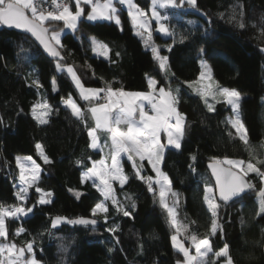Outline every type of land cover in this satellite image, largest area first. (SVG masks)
<instances>
[{
    "label": "trees",
    "instance_id": "16d2710c",
    "mask_svg": "<svg viewBox=\"0 0 264 264\" xmlns=\"http://www.w3.org/2000/svg\"><path fill=\"white\" fill-rule=\"evenodd\" d=\"M135 1L141 7L148 5V0ZM194 8L200 13L175 10L170 16L167 22L172 38L163 40L154 35L158 42L171 43L169 50L162 51L169 58L167 78L134 34L122 8L119 24L92 22L82 16L75 30L79 50L57 46L60 56L56 60L46 57L27 36L0 26V204H19L13 186L17 182L14 158L18 154L38 164L41 171L37 186L53 194L51 203L41 205L35 186L28 189L24 206L35 207L25 218H5L7 243L20 248L33 242L34 255L41 264H181L184 255L171 239L177 233L188 247L193 236L209 240L212 255L206 264H222L224 259L213 254L225 245L234 264H264V213L259 212L258 196L264 185L260 176L249 173L246 179L253 185L250 192L229 205L216 201V217L204 199L205 188L213 189L206 170L210 162L238 159L264 172V163H257L264 160V0H195ZM86 10L84 7V14ZM45 26L49 33L64 27L60 21H47ZM92 40L107 46L108 58L94 54ZM200 52L211 68L216 88L212 90L229 88L242 95L239 110L249 144L229 123L226 102L212 104L211 97L205 100L189 86L201 70ZM68 67L81 81L99 83L100 89L110 86L125 92H148L149 78L158 81L156 89H179L176 107L185 117V134L179 150L166 148L161 171L169 177L173 192L181 197L176 218L186 228L179 232L173 228L158 194L149 191L145 179L153 176L149 167L139 163L143 165V178H137L127 160L122 167L128 182L123 188L116 185L113 189L131 216L118 212L111 201H104L107 213L92 215L91 209L103 198L91 181L82 182V174L100 154L89 147L87 132L91 125L86 117L77 119L63 101L71 96L85 111L100 101L81 99L65 71ZM42 102L51 107L44 125L33 119L32 112L33 105ZM37 143L51 163L44 162ZM250 148L255 149V159L250 156ZM78 160L82 162L79 165ZM75 192L80 193L79 198ZM133 202L135 209L131 207ZM56 216L91 219L97 225L63 222L53 228ZM213 219L219 226L215 234L210 231ZM117 225L114 232L107 230ZM20 228L24 231L16 235Z\"/></svg>",
    "mask_w": 264,
    "mask_h": 264
},
{
    "label": "snow or ice",
    "instance_id": "6c2138e0",
    "mask_svg": "<svg viewBox=\"0 0 264 264\" xmlns=\"http://www.w3.org/2000/svg\"><path fill=\"white\" fill-rule=\"evenodd\" d=\"M44 0H0V25L8 27H14L22 29L31 33L33 37L43 46L46 52L53 57L60 56V53L53 45L61 43L60 31H52L49 36V28L45 26L46 21H62L64 27L72 29L73 31L78 28V21L84 13V8L81 6L87 4L91 6V11L87 13V19L89 21H95L97 19L115 20L117 24L120 23V18L117 15L118 9L115 6L113 0H105L103 5L99 0H75V10L73 11L69 6V3L58 4L57 0H52V4L56 6L55 11L47 10L42 7ZM120 5H126L128 8V15L132 20L134 28L143 29L144 32H149V35L144 38V43L148 46L151 42V33L148 28V22L145 19V13L142 11L133 0H118ZM153 11L152 17L157 21V31L167 34L168 29L166 26L160 24V20H167L168 17H161L155 10V5L159 4L161 8L171 5L173 7H179L175 3V0H152ZM183 0H181V4ZM189 4H195V0H188ZM29 13L31 15H29ZM235 19V16L232 17ZM240 27H244L243 23H240ZM138 35H142L139 31ZM93 51L99 52L108 58V49L106 45H103L93 40ZM153 59L159 62L160 69L165 73L166 78L169 75L170 69L168 67L169 58L162 56L156 47L151 48ZM264 51V49H261ZM58 70L61 69V65L57 64ZM67 72L71 74L72 79L78 89H80L81 98L85 101L102 99L99 96L103 89L95 88H83L80 80L76 77L72 67L67 68ZM211 70L208 69L209 79ZM201 78L205 76L204 72H201ZM37 87H40L37 81H34ZM158 81L151 79L149 81V92H137L128 93L122 90L112 89L110 86L107 89V102L97 103L92 106L89 111L95 120V128L88 130L87 134L90 139L89 147L96 148L99 146L100 137L97 134V130L104 131L109 135L111 141L109 147V156L111 158V165H106L105 159L99 161H93L92 166L82 174V182L87 179L95 178L99 181L97 185V191L103 197V201L98 202L91 209V213L95 216L98 212L107 213L108 208L104 201H111L112 206L126 217L131 216V212L126 209L125 205L117 199L116 192L113 189L112 182L116 181L120 187L123 188L128 182V176L125 174L123 167L120 163V157L122 154L127 156L128 161L132 162L133 169L136 172L137 178L141 177V171L143 165H138L136 160L143 162L147 160L148 165L151 166L152 171L157 174V179L153 181L152 177H146L149 181V191H154L152 183L154 182L160 189L161 205L167 210L171 226L178 232L181 228L186 226L178 223L174 208L169 207L165 203V196L168 192H171V181L169 177L161 171L160 165L164 160L166 148L172 147L177 150L181 148V140L185 134V117L177 110L179 89L173 90L170 87H159L156 89ZM191 87V84L189 85ZM210 87V86H209ZM219 94L226 98L227 103L232 106L235 113L234 118L230 121L233 128L236 129L240 135V139L249 144L247 130L241 121L239 106H240V94L235 89L221 88ZM202 96L207 95V90L201 93ZM115 97L116 99H113ZM137 101L144 102L148 105L146 109L143 104H138ZM65 105L72 110V114L77 119H83V114L76 103L73 102L71 96L64 101ZM38 109L43 111L37 112ZM119 109V112L113 115V110ZM149 109L151 114H149ZM212 108L209 106V111ZM33 119L38 124L44 125L48 123L47 116L51 112V107L47 102H42L33 105L32 108ZM138 112V119L134 118V114ZM174 121V123H173ZM121 125L127 126V131L120 129ZM163 132L167 136V145L161 143L160 134ZM106 147L108 145H105ZM36 149L44 159L45 163H51L49 158L44 154V150L41 144H36ZM250 156L255 159V149L250 148ZM17 167L20 169L19 180L21 186L18 191L15 192L16 199L20 201V204L7 205L0 204V237L7 239L8 231L6 229L5 218H18L20 216H26L28 213H32L35 205L31 207H25L24 203L28 199V189L35 186V191L40 193V197L37 201L38 204L45 205L51 203L52 193L44 191L37 182L40 178V167L32 160L31 157H24L23 161L20 157L16 158ZM79 165L82 162L76 161ZM224 163L230 167L224 169L218 167L216 164H210L212 174L216 179V188L219 191L220 200L227 203L232 197L239 196L244 193L246 189L252 188L253 185L247 182L244 178L249 173H256L260 176L261 183L264 185V172H261L258 167L249 162L245 164L243 160H225ZM258 164L264 163V160H257ZM235 169L236 171H233ZM195 171V169H193ZM26 173H29L26 175ZM212 189L205 188V202L208 204L209 211L212 216H217V208L219 205L215 200L207 195ZM79 198L80 193H74ZM173 196L177 194L172 192ZM259 212L264 213V187L259 189ZM127 200H131L130 196L125 197ZM132 209H135L136 204H131ZM259 214V213H258ZM65 222L71 224H92L95 225V220H88L85 218H78L75 220H69L67 217L56 216L52 219V227L55 228L58 223ZM107 222V219L106 221ZM116 227L107 229L110 232H114ZM216 219L212 220L210 231L215 234L218 229ZM24 229H17L16 235H20ZM173 246L176 247L185 257L184 264H191L194 259L189 255L188 250L182 243L178 242L177 235L171 237ZM193 245L197 253L201 256V260L198 264H206L203 257H206L209 252L212 251L208 239H202L197 242L196 237H192ZM204 251L201 253V249ZM25 249L29 254L25 256ZM112 251V249H109ZM5 254H7L5 256ZM215 257H226V264H234V260L230 256L229 246L225 245L222 249L215 253ZM0 264H41L36 259L33 252V242H28L25 247L17 248L15 243H0ZM180 264V262H178Z\"/></svg>",
    "mask_w": 264,
    "mask_h": 264
},
{
    "label": "rangeland",
    "instance_id": "374dc122",
    "mask_svg": "<svg viewBox=\"0 0 264 264\" xmlns=\"http://www.w3.org/2000/svg\"><path fill=\"white\" fill-rule=\"evenodd\" d=\"M115 1H117L118 2V0H115ZM133 2L134 3H136L137 4V6L142 10V11H144V13H145V19L147 20V22H148V28H149V31H150V33H151V42H150V44L148 45V46H146L145 45V43H144V38H146L148 35H149V32H144V30L143 29H138V28H134V26H133V23H132V20H131V18L129 17V15H128V8H127V6L126 5H122V6H120V5H115L116 7H117V9H118V12H119V10H121V8L122 9H124V10H126V12H127V16H128V18H129V20H130V23H131V26H132V28H133V32H134V34L136 35V36H138V38L141 40V42L143 43V45H144V48L146 49V50H148V51H150V53L152 54V51H151V48L154 46V47H156L157 49H158V51H159V54L160 55H162V56H166V54H164V53H162V51L163 50H169V48H170V46H171V43L170 42H168V43H166V42H158V41H156L155 39H154V35H158V36H160L161 37V39H163V40H167V39H169V38H172L173 37V33H172V31L170 30V28H169V25H168V19L170 18V16H174V11L175 10H192V11H194V12H196V13H200L196 8H194V5L193 4H189L188 3V0H183V3L181 4V0H175V3L177 4V5H180L179 7H173V6H171V5H168V6H166V7H163V8H161L160 6H159V4H157V5H155V10H156V12L161 16V17H164V16H167L168 17V19L167 20H164V19H161L160 20V24H162V25H164V26H166L167 27V29H168V32H167V34H164V33H161V32H159V31H157V21L152 17V11H153V3H152V0H148V5H147V7H141L135 0H133ZM117 12V15L119 16V18H120V15H119V13ZM112 22H114V23H116L115 22V20H113ZM140 32V33H142V35H138L137 34V32ZM98 42V41H97ZM99 43H101V42H99ZM102 44V43H101ZM94 54H96V55H99L100 53L99 52H94ZM152 56H153V54H152ZM198 62H199V66H200V68H201V70H200V73H199V75H198V78H197V80L196 81H194V82H191L190 84H191V88L196 92V93H198V94H200L201 95V93L202 92H204L205 90H207V95L206 96H202L205 100L207 99V97H211V99L210 100H212L211 101V103L212 104H214L216 101H219V100H223L224 102H226L227 103V100H226V98L225 97H223L222 95H220L219 94V90L221 89V88H219V90L218 91H213L212 90V87H214V89H216L215 88V86H213L214 84H215V82H214V80H213V78H212V72L210 73V76H211V78L209 79V75H208V69H210L211 70V68H210V65H209V63L206 61V59L203 57V55H202V52H200V57H199V59H198ZM157 63H158V65H159V62L157 61ZM168 67H169V65H168ZM163 72V71H162ZM201 72H204L205 73V76L203 77V78H201ZM164 73V72H163ZM165 74V73H164ZM210 86V87H209ZM240 94V93H239ZM100 96V95H99ZM101 97V96H100ZM241 98H242V95L240 94V101H241ZM65 101V100H64ZM64 101H63V105L64 106H66L65 105V103H64ZM99 101L100 102H103V100L102 99H99ZM107 102V100L106 101H104V103H106ZM211 103H210V106H211ZM228 104V103H227ZM228 106H229V108H230V113H229V115H228V121H229V123H230V121L234 118V116H235V113L233 112V109H232V106L230 105V104H228ZM240 107V106H239ZM239 113H240V110H239ZM231 124V123H230ZM232 126V125H231ZM234 130L236 131V129L234 128ZM237 132V131H236ZM237 134L240 136L242 133H238L237 132ZM17 157H20L21 158V160L23 161V158L24 157H29V156H25V155H22V154H18L17 156H15V158H14V161H15V163H16V166H17V162H16V158ZM33 160V159H32ZM225 160H238V159H223L222 160V163L223 164H225L226 166H228V167H230L228 164H226V163H224V161ZM34 161V160H33ZM130 162V161H129ZM36 163V162H35ZM130 163H132V162H130ZM37 164V163H36ZM245 164H247L246 162H245ZM38 165V164H37ZM18 168V167H17ZM29 173H26V175H28ZM19 175H20V169L18 168V173H17V177H16V180H17V187H16V184H14L13 186L14 187H16L15 188V192L16 191H18L19 190V188H20V186H21V182H20V180H19ZM156 180V179H155ZM95 180H92V182H94ZM154 181V180H153ZM94 184V186L96 187V189H97V185L99 184V181L98 182H94L93 183ZM152 187H153V189H154V191H156V193L158 194V197H160V189H159V187L153 182L152 183ZM18 188V189H17ZM208 188H211V187H208ZM212 189V188H211ZM173 192V190H172V188H171V192H168L167 194H166V196H165V203H167L168 202V196H169V194L170 193H172ZM41 195V194H40ZM205 195H206V193H205ZM207 195H209L210 197H212L214 200H215V197H214V194H213V189H212V191L211 192H209V193H207ZM40 197V196H39ZM39 199V198H38ZM103 201V200H102ZM161 201V198H160V200H159V202ZM176 201H178V200H176ZM19 204L21 203L20 201H17ZM215 202H216V200H215ZM105 203V202H104ZM161 203V202H160ZM206 203V202H205ZM106 205V204H105ZM167 205L169 206V207H172V208H174V212H175V207H176V205H171L170 203H167ZM206 205H207V207H208V204L206 203ZM162 206V205H161ZM178 206V205H177ZM163 207V206H162ZM164 208V207H163ZM165 209V208H164ZM166 210V209H165ZM167 211V210H166ZM168 213V212H167ZM29 214L30 213H28L26 216H22V217H27V216H29ZM169 216V215H168ZM170 219V218H169ZM61 223H63V222H60V223H58L57 225H59V224H61ZM177 234V233H176ZM0 243H7L6 241H5V238L4 237H0ZM188 251L191 253V257H193L194 259L191 261L192 263L191 264H197V260H198V256H197V253L195 252V250H194V248L192 247V245L190 244L189 245V247H188ZM7 254H5V256H6Z\"/></svg>",
    "mask_w": 264,
    "mask_h": 264
},
{
    "label": "crops",
    "instance_id": "0c3cea01",
    "mask_svg": "<svg viewBox=\"0 0 264 264\" xmlns=\"http://www.w3.org/2000/svg\"><path fill=\"white\" fill-rule=\"evenodd\" d=\"M99 2H100V4L101 5H103V3L105 2V0H99ZM113 2H114V4L115 5H120L117 1H115V0H113ZM67 3H69V6L71 7V9L74 11L75 10V0H67ZM83 8L85 7L87 10H86V12H85V14L83 13L82 14V16H84L85 17V19L86 20H88L87 19V13L88 12H90L91 11V6L90 5H87V4H83L82 3V5H81ZM120 6H122V5H120ZM82 16H81V18H82ZM80 18V19H81ZM95 21H105V22H111V21H113V20H105V19H97V20H95ZM47 22V21H46ZM60 22H62V21H60ZM92 22H94V21H92ZM63 23V22H62ZM63 25H64V23H63ZM60 32H61V37H60V40H61V43L59 44V45H56L55 44V42H53L56 46H58V47H60V46H62V45H67L71 50H74V51H77V50H79V44H78V40H77V37H76V35H75V31H73L72 29H68V28H65V27H63V29L62 30H60ZM50 35H51V32H50ZM92 42V46H93V40L91 41ZM101 56H104V55H102V54H100ZM65 71L67 72V68L65 69ZM73 72H74V70H73ZM75 73V72H74ZM67 74H68V76L70 77V79H71V81L73 82V84H74V87H75V89H76V91H77V93H78V95L81 97V94H80V89H78L77 87H76V85H75V83H74V81H73V79H72V76H71V74H69L68 72H67ZM76 74V73H75ZM76 77L78 78V76L76 75ZM79 79V78H78ZM152 78H149L148 79V84H149V81L151 80ZM80 80V79H79ZM80 82H81V84H82V86H83V88H85V89H88V88H95V89H100V84L99 83H97V82H84V81H81L80 80ZM159 89V88H158ZM157 89V90H158ZM151 91V90H150ZM125 92V91H124ZM149 92V91H148ZM128 93H137V92H128ZM141 93H144V92H141ZM99 95H100V93H99ZM82 99V98H81ZM113 99H116L115 97H113ZM83 100V99H82ZM96 101V100H95ZM74 102V101H73ZM75 103V102H74ZM100 103H104V102H100ZM137 103L138 104H143V106L147 109L148 108V105L146 104V103H144V102H141V101H137ZM97 103H95V104H93L92 106H95ZM78 106V105H77ZM91 106V107H92ZM79 107V106H78ZM91 107H88L87 109H86V111L85 110H83V109H81L80 107V110H81V112H82V114H83V118H85V121H87V124H89V125H91V128H95V120L93 119V117H92V114H91V112L89 111V109L91 108ZM41 111H43L42 109H39V112H41ZM119 112V109H114L113 110V115H115V114H117ZM87 115H86V114ZM149 114H151V112H150V109H149ZM134 118H136V119H138V112L136 113V114H134ZM173 123H174V121H173ZM120 129L122 130V131H127V126L126 125H121L120 126ZM97 134H98V136L100 137V141H99V146L98 147H96V148H92L91 147V149L92 150H94L95 152H98L99 154H100V157H99V159L98 160H96V161H99L100 159H105V163H106V165H111V158H110V156H109V147H110V143H111V141H110V139H109V135L110 134H108V133H106V132H104V131H101V130H97ZM160 137H161V143L162 144H164V145H167V136L163 133V132H161V134H160ZM105 145H108L107 147L105 146ZM168 148H172V147H168ZM175 149V148H174ZM124 160H127L128 161V159H127V156L126 155H124V154H122L121 155V157H120V163H121V165H122V162L124 161ZM93 162V161H92ZM92 162H91V166H92ZM136 163L139 165V163H145L148 167H149V169L152 171V168H151V166L150 165H148V162H147V160H145V161H143V162H141V161H139L138 159L136 160ZM160 168H161V165H160ZM84 172H86V171H84ZM83 172V173H84ZM153 172V171H152ZM152 179L155 181V179H157V174L155 173V172H153V176H152ZM87 180H89V181H91L92 182V180H95L94 182H98V180H96L95 178H92V179H87ZM94 182H92V183H94ZM16 184V187H17V182L15 183ZM118 186V187H120V185H119V183L118 182H116V181H113L112 182V186ZM18 189V188H17ZM103 198V197H102ZM159 200H160V197H159ZM176 200H178V201H176ZM161 202V201H160ZM167 203H170L171 205H176V207H175V215H176V217H177V205L178 204H180L181 203V197L179 196V195H176V196H173L172 195V193H170L169 194V196H168V202ZM161 204V203H160ZM177 219V218H176ZM175 235H177V240H178V242H180V243H182L183 244V246L188 250V246H186V244H184V241H182L180 238H179V235L178 234H175ZM203 239H207V238H203ZM199 240H202V239H199ZM199 240H197V242L199 241ZM191 245H192V247L194 248V250H195V252L197 253V251H196V249H195V247H194V245H193V243H190ZM204 251V249L202 248L201 249V253ZM189 252V251H188ZM189 255L191 256V253L189 252ZM212 255V251L211 252H209L208 253V255L206 256V257H203V260L206 262L208 259H209V257ZM197 256H198V260H197V264H198V261H200L201 260V256L197 253ZM213 256H215V253L213 254ZM223 259H224V261L222 262V264H226V260H227V258L226 257H222ZM184 261H185V257H184ZM184 261L181 263V264H184ZM192 263V262H191Z\"/></svg>",
    "mask_w": 264,
    "mask_h": 264
},
{
    "label": "water",
    "instance_id": "95a60500",
    "mask_svg": "<svg viewBox=\"0 0 264 264\" xmlns=\"http://www.w3.org/2000/svg\"><path fill=\"white\" fill-rule=\"evenodd\" d=\"M0 26H1L2 28L6 29V30L14 31V32H17V33H19V34H22V35L27 36V37H28V38H29V39H30V40H31V41L37 46V48H38V49H39V50H40V51H41L46 57H48L49 59H51V60H56V59L58 58V57H53V56L49 55V53L45 51V49L43 48V46L40 45V43L35 39V37H33V36L31 35V33L26 32V31H24V30H22V29L14 28V27H8V26H5V25H0ZM49 36H50V33H49ZM53 45H54V47L56 48V50L59 52L58 47H57L54 43H53ZM262 52H263V54H264V51H262ZM217 162H219V161H213V162L208 163V164L206 165V170H207V172H208V174H209V177H210V179H211V181H212V184H213V190H214L215 200H216L218 203H221L222 205L227 206V205H229L230 203H232L233 201H235V200H237V199L243 197L245 194L249 193L251 188L246 189L245 192H244V193H241L239 196L232 197L227 203H225L224 201L220 200V197H219V191H218V189L216 188V179H215V177H214L213 174H212V169L209 167L210 164H216ZM217 166H218V167H222V168H224V169H228V168H229L228 166L224 165V164L221 163V162H219V164H218ZM233 171H236V170L233 169ZM244 179L247 181L246 177H245ZM247 182H248V181H247ZM88 220H91V219H88ZM75 225H85V224H75ZM87 225H90V226H96V225H97V221H96V224H95V225H92V224H90V223L87 224Z\"/></svg>",
    "mask_w": 264,
    "mask_h": 264
},
{
    "label": "built area",
    "instance_id": "2783aa9c",
    "mask_svg": "<svg viewBox=\"0 0 264 264\" xmlns=\"http://www.w3.org/2000/svg\"><path fill=\"white\" fill-rule=\"evenodd\" d=\"M65 2H67V0H57L58 4H63ZM42 7L47 9V10H52V11L57 10L56 6L52 4V0H44V3L42 5ZM29 15H31V14L29 13ZM101 89L104 90V91L100 92V96H101V98H102V100L104 102V101L107 100L108 93H107V89L106 88H101Z\"/></svg>",
    "mask_w": 264,
    "mask_h": 264
}]
</instances>
